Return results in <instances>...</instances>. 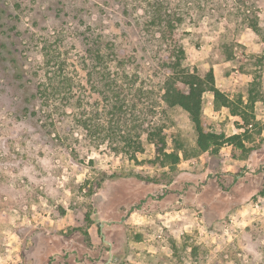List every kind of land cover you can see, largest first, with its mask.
<instances>
[{"label": "rangeland", "instance_id": "rangeland-1", "mask_svg": "<svg viewBox=\"0 0 264 264\" xmlns=\"http://www.w3.org/2000/svg\"><path fill=\"white\" fill-rule=\"evenodd\" d=\"M157 14L174 17L190 70L212 69L234 101L261 95L242 132L246 147L264 145V0H0V264L49 253L55 264H264V167L232 159L227 145L197 154L187 114L162 105L152 75L161 42L148 26ZM92 37L136 58L128 79L108 61L117 114L88 75ZM203 102L208 126L225 132L231 121ZM154 127L180 156L170 184L167 168L148 164ZM127 133L143 148L135 160L119 152Z\"/></svg>", "mask_w": 264, "mask_h": 264}, {"label": "trees", "instance_id": "trees-1", "mask_svg": "<svg viewBox=\"0 0 264 264\" xmlns=\"http://www.w3.org/2000/svg\"><path fill=\"white\" fill-rule=\"evenodd\" d=\"M176 21H179V19H176ZM148 26L157 28L159 33L158 37L161 42L154 55L156 65L153 66L154 68L152 67V75L157 79L156 86L159 91V100L165 108H180L187 114L196 133L195 145L197 154H217L221 147L228 145L232 147L230 153L232 159L247 160L251 151L256 150L257 147L248 148L245 146L244 141L247 138L245 133L226 136L223 132H215L212 130L203 117L202 97L205 93H211L213 95L215 109L222 107L228 109L231 116L239 117L243 127H247L248 125H252L254 116L250 112H252L256 102L262 101L261 95L255 91H249L246 95L245 103L242 97L234 101L216 88L212 69H209L204 75H200L197 71H192L185 66V51L180 45L181 33L176 31L173 16L167 15L166 17H162L157 14L156 17L150 20ZM257 26L258 24L253 22L249 27L255 32L260 33ZM112 59L118 66L123 67L122 74L125 76L124 78H130L127 75L129 73L126 71V63H133L136 58L132 54H127L122 49H114L109 53L103 52L100 41L93 37L90 38L84 56V62L89 69L88 75L93 79L95 77L98 78L103 82V86L109 89L115 101L113 109L117 114L121 109L120 93L109 87L110 74L109 68L107 67L108 61ZM132 76L135 79L141 78L140 73L132 74ZM59 91L58 86L52 87L49 92L46 88L41 89V86H39L37 93L41 96L46 94L48 96H55ZM49 126H53V124L50 123ZM162 131L163 129L161 127L150 128L147 131L146 141L154 147L155 152L154 159L149 161L148 164L161 169L167 168L168 173L172 175L167 182V184H170L173 176L177 172L180 156L178 152L167 151ZM107 135L112 137L116 134L109 132ZM121 141L122 148L119 152L127 155L129 160H135L136 153L143 151L140 142L133 140L130 133L123 134ZM235 151H238V154H235ZM136 178L145 184L158 183L149 176L142 177L136 175Z\"/></svg>", "mask_w": 264, "mask_h": 264}, {"label": "crops", "instance_id": "crops-1", "mask_svg": "<svg viewBox=\"0 0 264 264\" xmlns=\"http://www.w3.org/2000/svg\"><path fill=\"white\" fill-rule=\"evenodd\" d=\"M217 89H219L221 92L224 93V91L222 89H220V88H217ZM205 96L207 97V104L210 106L211 114L214 117L221 116L222 119H227L229 122L231 121L230 123H227V124H230V125H226L227 129H226L225 132H223L226 136H231V135H234V134H241V133H244L245 130L251 131L253 129V124L252 125H248L247 127H243L242 121L239 119V117L231 116L229 111H228V109H226L224 107L219 108V109H215L214 102H213V95L211 93H205L203 95V97H202V102L204 101V97ZM244 101L246 102V100H244ZM259 102H261V101H258L256 103H259ZM202 108H203V106H202ZM257 117H256V119H257ZM243 128L245 130H243ZM242 131H244V132H242ZM261 137L264 138V131L263 130L261 131ZM244 144H245V141H244ZM227 147L230 148V153H231L232 147L228 146V145H227ZM222 150H224V146L221 147L217 153L221 154ZM207 154H209V153H207ZM239 161L244 162V163H247L248 161H251V164H250L251 166L259 164L261 167H264V145L261 147V149H259V150L256 149L253 152H251L249 154L247 160H239ZM246 165H248V164H246ZM53 255L54 254H52V253H49L47 256L44 255L42 257V259H40L38 261L35 260L34 264H48V262L50 261V258L52 260L55 259L54 261L51 262V264H55L56 258H59V257L58 256L53 257ZM61 264H65V263L61 262ZM67 264H71V263L67 262Z\"/></svg>", "mask_w": 264, "mask_h": 264}, {"label": "water", "instance_id": "water-1", "mask_svg": "<svg viewBox=\"0 0 264 264\" xmlns=\"http://www.w3.org/2000/svg\"><path fill=\"white\" fill-rule=\"evenodd\" d=\"M102 240H103L104 242H106L105 239H104V236H103V235H102ZM106 243H107V242H106ZM109 263H111V255H109L108 260H107L104 264H109Z\"/></svg>", "mask_w": 264, "mask_h": 264}]
</instances>
